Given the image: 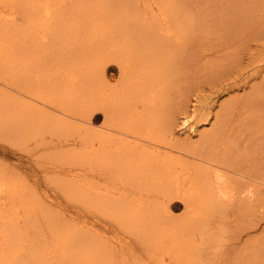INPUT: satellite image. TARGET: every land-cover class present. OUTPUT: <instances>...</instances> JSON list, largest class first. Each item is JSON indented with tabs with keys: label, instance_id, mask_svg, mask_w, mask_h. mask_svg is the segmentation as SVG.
I'll list each match as a JSON object with an SVG mask.
<instances>
[{
	"label": "bare ground",
	"instance_id": "bare-ground-1",
	"mask_svg": "<svg viewBox=\"0 0 264 264\" xmlns=\"http://www.w3.org/2000/svg\"><path fill=\"white\" fill-rule=\"evenodd\" d=\"M259 1L230 0L226 10L250 26ZM224 2L0 0V77L17 93L9 104L0 90V109L13 106L19 138L56 137L50 159L70 172L61 193L122 233L114 241L61 223L45 206L38 212L30 190L0 172V264H211L202 244L210 220L234 209L237 181L248 180L250 206L251 173L264 178V111L242 117V132L203 130L192 142L175 136L169 96L194 36L193 11L224 12ZM25 211L42 217L38 242L28 239L33 225L15 219Z\"/></svg>",
	"mask_w": 264,
	"mask_h": 264
},
{
	"label": "rangeland",
	"instance_id": "rangeland-1",
	"mask_svg": "<svg viewBox=\"0 0 264 264\" xmlns=\"http://www.w3.org/2000/svg\"><path fill=\"white\" fill-rule=\"evenodd\" d=\"M229 3L230 0H225L222 5L224 12H202L198 9L192 13L198 18L194 36L187 44L184 55H178L182 57V63L169 96L173 105L170 122L175 136L181 140L197 141L203 130L216 128H224L227 132L229 129L230 133L242 132L238 126L242 117L252 110L256 121L264 111L261 100L264 92L258 91L264 83V0L258 3L260 16L250 20V26H246L244 20L239 23V17L233 16L232 10H226ZM20 20L21 14L18 22ZM109 72L117 73L116 67ZM0 90L7 97L6 102L12 104L17 93L11 77H0ZM21 98L24 99V96ZM12 107L4 112L0 109V172L17 178L30 190V197L37 201L34 210L39 212L40 205L45 206L57 214L59 221L65 225H73L80 230L92 227L101 236L118 240L122 233L118 232L112 218L88 211L64 196L57 187L60 179L68 177L70 172L61 173L60 168L66 169L68 165L62 162L59 168L60 164L50 159L49 148L56 137L50 136L53 140L47 142L50 137L41 132L19 138V133L10 124ZM97 113L94 128L102 122L101 112ZM182 117H186L188 128L184 126ZM239 143L241 147L247 145L243 139ZM257 161L260 160H254ZM242 172L247 173L246 170ZM251 176L249 181L253 194L250 206L246 203L243 189L248 180L243 179L237 181L236 195L227 204L229 209H234L222 211L220 216L210 220L202 244L206 259L211 264H233L245 252L251 256L249 259L258 260L261 264L264 262V246L261 245L264 244V178L254 173ZM182 212L181 204L174 209L175 215ZM15 219L21 228L25 222L31 223L33 229L28 239L38 242L43 233L38 230L40 228L34 227L43 225L41 215L25 211L19 212ZM248 256H245V264Z\"/></svg>",
	"mask_w": 264,
	"mask_h": 264
}]
</instances>
